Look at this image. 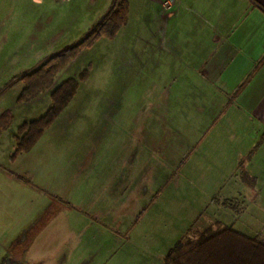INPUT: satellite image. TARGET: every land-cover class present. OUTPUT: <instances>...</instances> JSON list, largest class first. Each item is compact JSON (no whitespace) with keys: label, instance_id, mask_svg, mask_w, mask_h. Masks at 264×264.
<instances>
[{"label":"rangeland","instance_id":"rangeland-1","mask_svg":"<svg viewBox=\"0 0 264 264\" xmlns=\"http://www.w3.org/2000/svg\"><path fill=\"white\" fill-rule=\"evenodd\" d=\"M112 1L0 0V260L47 207L63 210L34 246L59 245L65 264H156L211 228L264 239V125L188 67L176 0H128L127 23L52 83L77 81L70 102L22 139L51 104L49 91L19 100L22 74Z\"/></svg>","mask_w":264,"mask_h":264},{"label":"trees","instance_id":"trees-1","mask_svg":"<svg viewBox=\"0 0 264 264\" xmlns=\"http://www.w3.org/2000/svg\"><path fill=\"white\" fill-rule=\"evenodd\" d=\"M128 7V0H113L109 8L87 32L22 74L21 78L26 80L27 86L19 100L31 99L36 97L38 92L46 91H49L51 99L46 113L31 122L33 126L31 129L20 128L22 139H26L28 135L31 138L39 135L70 102L76 92L77 81L74 78H67L53 88L52 83L60 71L75 60L81 49L92 46L101 36L114 37L117 31L127 23ZM244 182L247 181L244 180ZM45 209L41 214L45 212ZM62 210L58 209L59 212ZM47 212L46 222H39L30 232L31 236L36 229L32 239L26 245V264H65L68 260L66 251L59 248V245L52 249L48 240L45 247L42 245L35 249L37 248L34 246L35 243L40 241L45 231L47 233L59 213L51 214L49 210ZM55 230L59 231L56 228ZM58 236H60L59 233L55 235L56 238ZM162 261L164 264H264V239L259 234L246 235L231 226L218 230L211 228L195 235L194 238L190 234H187L185 238H178L163 255Z\"/></svg>","mask_w":264,"mask_h":264},{"label":"crops","instance_id":"crops-1","mask_svg":"<svg viewBox=\"0 0 264 264\" xmlns=\"http://www.w3.org/2000/svg\"><path fill=\"white\" fill-rule=\"evenodd\" d=\"M176 1L188 21V67L239 114L264 125V0Z\"/></svg>","mask_w":264,"mask_h":264},{"label":"flooded vegetation","instance_id":"flooded-vegetation-1","mask_svg":"<svg viewBox=\"0 0 264 264\" xmlns=\"http://www.w3.org/2000/svg\"><path fill=\"white\" fill-rule=\"evenodd\" d=\"M61 200L64 201L63 199ZM47 211L48 209L46 208L45 212H43V214L37 218L36 222L16 236V238L9 244L4 255L1 257L0 264H26L25 253L27 246L25 243L28 242V239L30 238V232L34 229L36 224L45 221L48 213Z\"/></svg>","mask_w":264,"mask_h":264}]
</instances>
